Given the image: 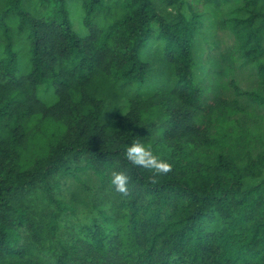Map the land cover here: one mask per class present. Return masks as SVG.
<instances>
[{"label": "trees", "instance_id": "1", "mask_svg": "<svg viewBox=\"0 0 264 264\" xmlns=\"http://www.w3.org/2000/svg\"><path fill=\"white\" fill-rule=\"evenodd\" d=\"M0 264H264V0H0Z\"/></svg>", "mask_w": 264, "mask_h": 264}, {"label": "clouds", "instance_id": "2", "mask_svg": "<svg viewBox=\"0 0 264 264\" xmlns=\"http://www.w3.org/2000/svg\"><path fill=\"white\" fill-rule=\"evenodd\" d=\"M123 156L131 165L148 170L154 177L167 174L172 169L167 159L155 153L150 144L137 138L125 144ZM129 181L130 177L125 171H113L109 183L115 191L127 194Z\"/></svg>", "mask_w": 264, "mask_h": 264}, {"label": "rangeland", "instance_id": "3", "mask_svg": "<svg viewBox=\"0 0 264 264\" xmlns=\"http://www.w3.org/2000/svg\"><path fill=\"white\" fill-rule=\"evenodd\" d=\"M206 34H208L207 31H205L204 35ZM211 37L212 35L209 33L208 36H206L205 38L209 40L211 39ZM217 38L220 41L230 43L229 36L225 34L223 31L218 32ZM238 86H239L240 93H237L239 90L236 89L234 86H232L230 90L227 92V99L232 100V101L236 100L240 106H244L248 96L250 94H256L257 85L255 83V79L250 78V75L248 73H245L239 76ZM245 115H246V112H240L236 116L239 123L235 124V127L238 125L235 133H242L245 130L244 128L246 125H248L249 127L254 126L255 123L252 121V119L250 121V118H245ZM241 128H243V131L241 130ZM246 148L248 147H236L235 152H238V153H236L235 155H238V156L243 155V153H240V152H243V150Z\"/></svg>", "mask_w": 264, "mask_h": 264}]
</instances>
